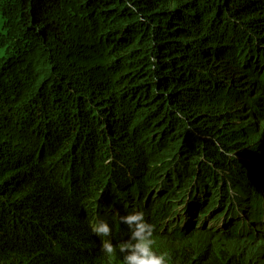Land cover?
I'll list each match as a JSON object with an SVG mask.
<instances>
[{"label": "trees", "instance_id": "obj_1", "mask_svg": "<svg viewBox=\"0 0 264 264\" xmlns=\"http://www.w3.org/2000/svg\"><path fill=\"white\" fill-rule=\"evenodd\" d=\"M133 209L263 264L209 241L264 236V0H0V264H123Z\"/></svg>", "mask_w": 264, "mask_h": 264}, {"label": "clouds", "instance_id": "obj_2", "mask_svg": "<svg viewBox=\"0 0 264 264\" xmlns=\"http://www.w3.org/2000/svg\"><path fill=\"white\" fill-rule=\"evenodd\" d=\"M132 11L135 9L132 8ZM119 219L127 226L129 238L115 246L111 239L113 229L106 219L98 218L90 224L92 233L101 238L100 250L106 257H112L118 252L122 254L123 264H169V254L155 249L154 228L145 219L142 210L133 209Z\"/></svg>", "mask_w": 264, "mask_h": 264}, {"label": "rangeland", "instance_id": "obj_3", "mask_svg": "<svg viewBox=\"0 0 264 264\" xmlns=\"http://www.w3.org/2000/svg\"><path fill=\"white\" fill-rule=\"evenodd\" d=\"M242 123H253L254 120L248 117L243 118L241 120ZM259 129H262L263 126H261L258 123ZM235 197V196H234ZM233 197V198H234ZM249 237V236H248ZM246 236H242L239 238H235L233 240H226L222 239L220 241L212 240L209 241V244L214 247L215 251L219 252V254H226L227 252L230 253H236L238 252L243 246H246L249 253H257L259 252L260 261L264 264V236H257L256 239L250 238L248 240ZM187 243V242H185ZM183 242H159L157 240L154 241V247L155 249L159 251H165L166 249H171V247H180L182 246ZM220 254V255H221Z\"/></svg>", "mask_w": 264, "mask_h": 264}, {"label": "bare ground", "instance_id": "obj_4", "mask_svg": "<svg viewBox=\"0 0 264 264\" xmlns=\"http://www.w3.org/2000/svg\"><path fill=\"white\" fill-rule=\"evenodd\" d=\"M248 230H246V232H247Z\"/></svg>", "mask_w": 264, "mask_h": 264}]
</instances>
